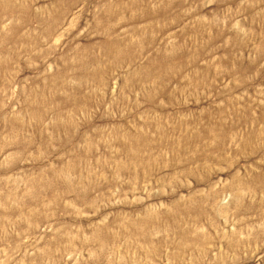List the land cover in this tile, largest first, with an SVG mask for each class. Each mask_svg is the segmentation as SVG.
Here are the masks:
<instances>
[{"label": "rangeland", "instance_id": "obj_1", "mask_svg": "<svg viewBox=\"0 0 264 264\" xmlns=\"http://www.w3.org/2000/svg\"><path fill=\"white\" fill-rule=\"evenodd\" d=\"M0 264H264V0H0Z\"/></svg>", "mask_w": 264, "mask_h": 264}]
</instances>
